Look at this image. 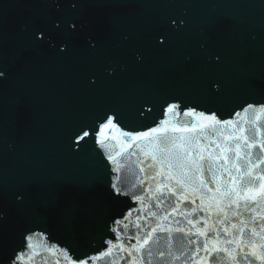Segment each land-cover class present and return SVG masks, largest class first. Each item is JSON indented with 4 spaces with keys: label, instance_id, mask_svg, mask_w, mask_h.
<instances>
[{
    "label": "water",
    "instance_id": "1",
    "mask_svg": "<svg viewBox=\"0 0 264 264\" xmlns=\"http://www.w3.org/2000/svg\"><path fill=\"white\" fill-rule=\"evenodd\" d=\"M0 71V264H114L90 257L154 219L133 199L135 164L113 171L100 126L146 131L171 104L180 119L264 104V0H0Z\"/></svg>",
    "mask_w": 264,
    "mask_h": 264
},
{
    "label": "snow or ice",
    "instance_id": "2",
    "mask_svg": "<svg viewBox=\"0 0 264 264\" xmlns=\"http://www.w3.org/2000/svg\"><path fill=\"white\" fill-rule=\"evenodd\" d=\"M179 108L171 104L167 117L146 131H124L114 118L100 126L98 142L113 171L120 173L126 161L138 169L132 190L140 186L144 194L133 199L154 223L141 233L138 216L129 243L117 235L115 242L107 241L106 251L90 259L113 257L119 264V256L127 264H152L154 255H167L171 264H264V104H249L235 119L195 109L180 119ZM88 135L85 131L80 139ZM117 183L111 186L115 194L128 195ZM159 234H166L163 245ZM175 234L182 236L178 248ZM27 241L32 249V237ZM17 259L24 261V254Z\"/></svg>",
    "mask_w": 264,
    "mask_h": 264
}]
</instances>
